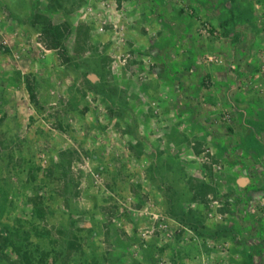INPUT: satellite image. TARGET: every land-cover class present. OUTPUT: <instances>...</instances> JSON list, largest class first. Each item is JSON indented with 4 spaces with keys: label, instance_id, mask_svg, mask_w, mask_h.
<instances>
[{
    "label": "rangeland",
    "instance_id": "obj_1",
    "mask_svg": "<svg viewBox=\"0 0 264 264\" xmlns=\"http://www.w3.org/2000/svg\"><path fill=\"white\" fill-rule=\"evenodd\" d=\"M85 1L0 0V264H214L235 193L217 187L207 144L185 137L178 163L169 126L201 90L221 89L216 104L263 92L264 0H140L159 19L178 10L196 40L176 36L186 73L168 78L150 52L114 65L80 18Z\"/></svg>",
    "mask_w": 264,
    "mask_h": 264
},
{
    "label": "crops",
    "instance_id": "obj_2",
    "mask_svg": "<svg viewBox=\"0 0 264 264\" xmlns=\"http://www.w3.org/2000/svg\"><path fill=\"white\" fill-rule=\"evenodd\" d=\"M144 4H147V0ZM145 5L140 0H86L80 18L90 33H96L92 34L98 45L104 46L105 54L111 56L114 65L130 61L133 50L158 55L156 60L162 61L165 78L174 70L183 72L173 68L175 63H182L186 54V43L179 44L176 36L180 32L190 35L188 40L193 42L194 50L196 40L189 34L191 28L178 24V10H174L175 17L172 19H159L155 9L147 15L142 9ZM154 23L160 25L171 37L174 36L173 41L162 45V40L156 38L159 29L153 26ZM160 56L165 58L162 60ZM253 78L255 80L256 76ZM179 91L182 96L185 95L180 85ZM201 91V94L208 93L210 98L204 97L203 102L196 105L191 118L176 114L169 128L170 133H176L175 149L180 165H185L182 156L185 137L207 144L210 154L219 162L216 166L219 169L217 187L235 193L234 197L224 202L230 210L227 212L230 215L224 220L228 225V233L218 235L220 239L227 240L230 246L220 248L223 250L219 252L221 257L218 262L213 258L211 261H215L214 264H245L247 260L248 264H264V90L250 93L247 102L233 100L231 103L220 104H216L215 97L211 96L221 93V89L215 92H207L206 89ZM258 95L262 102L259 106L255 103ZM220 110L228 112L231 118L221 121L218 118ZM164 142L168 145L166 137ZM193 156L200 159L203 153L198 157L193 153ZM248 209L256 210V214L250 213ZM203 260L204 257L199 255L193 259L192 264H202ZM204 264L207 263L204 261Z\"/></svg>",
    "mask_w": 264,
    "mask_h": 264
},
{
    "label": "trees",
    "instance_id": "obj_3",
    "mask_svg": "<svg viewBox=\"0 0 264 264\" xmlns=\"http://www.w3.org/2000/svg\"><path fill=\"white\" fill-rule=\"evenodd\" d=\"M36 19L37 20H42L43 21V23H44V25H46V26H48V30H50L51 29V24H50V22H48V20L44 17V16H41V15H38V16H36ZM41 21V22H42ZM45 21V22H44ZM42 33H45V34H47V29H45V27H43L42 28ZM47 47L48 48H50V49H58V48H62V46H61V44H60V39H59V37L57 36V37H52L51 36V38H50V44H48L47 43Z\"/></svg>",
    "mask_w": 264,
    "mask_h": 264
},
{
    "label": "built area",
    "instance_id": "obj_4",
    "mask_svg": "<svg viewBox=\"0 0 264 264\" xmlns=\"http://www.w3.org/2000/svg\"><path fill=\"white\" fill-rule=\"evenodd\" d=\"M221 204H220V202H218V201H213L212 203H211V206H212V208L215 206L216 208L217 207H219ZM214 213H216V211L214 210L213 212H212V214H214ZM218 217V216H217ZM218 218H221L220 216L218 217Z\"/></svg>",
    "mask_w": 264,
    "mask_h": 264
},
{
    "label": "water",
    "instance_id": "obj_5",
    "mask_svg": "<svg viewBox=\"0 0 264 264\" xmlns=\"http://www.w3.org/2000/svg\"><path fill=\"white\" fill-rule=\"evenodd\" d=\"M87 78H88L91 82H93V81L96 79V76H95L94 74H90V75L87 76Z\"/></svg>",
    "mask_w": 264,
    "mask_h": 264
}]
</instances>
